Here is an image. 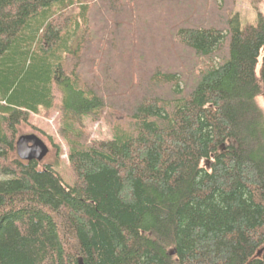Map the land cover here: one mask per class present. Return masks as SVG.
<instances>
[{
  "label": "trees",
  "instance_id": "16d2710c",
  "mask_svg": "<svg viewBox=\"0 0 264 264\" xmlns=\"http://www.w3.org/2000/svg\"><path fill=\"white\" fill-rule=\"evenodd\" d=\"M236 10L0 0V264H264V15ZM56 110L75 186L15 153Z\"/></svg>",
  "mask_w": 264,
  "mask_h": 264
},
{
  "label": "rangeland",
  "instance_id": "374dc122",
  "mask_svg": "<svg viewBox=\"0 0 264 264\" xmlns=\"http://www.w3.org/2000/svg\"><path fill=\"white\" fill-rule=\"evenodd\" d=\"M237 14L243 26H257L259 18L264 15V0H237ZM258 73V72H257ZM57 103L61 102V96L56 92ZM260 104L264 109V96L260 98ZM61 115L58 110L51 112L47 117L44 113L40 116H31L30 125L22 126L18 138L22 135L35 134L39 136L50 148V154L43 161L44 165H52L58 169L65 181L70 186H75L76 179L69 162V149L66 141L60 136ZM86 129L91 140L95 142H108L113 140L109 127L103 123L86 121ZM16 155L17 152L15 151ZM59 154L61 158L58 159ZM18 157V156H17ZM5 176L0 173V180Z\"/></svg>",
  "mask_w": 264,
  "mask_h": 264
},
{
  "label": "water",
  "instance_id": "95a60500",
  "mask_svg": "<svg viewBox=\"0 0 264 264\" xmlns=\"http://www.w3.org/2000/svg\"><path fill=\"white\" fill-rule=\"evenodd\" d=\"M16 152L21 161L43 162L50 154V148L35 134L22 135L16 142Z\"/></svg>",
  "mask_w": 264,
  "mask_h": 264
},
{
  "label": "bare ground",
  "instance_id": "6f19581e",
  "mask_svg": "<svg viewBox=\"0 0 264 264\" xmlns=\"http://www.w3.org/2000/svg\"><path fill=\"white\" fill-rule=\"evenodd\" d=\"M223 151H226L225 147H223Z\"/></svg>",
  "mask_w": 264,
  "mask_h": 264
}]
</instances>
